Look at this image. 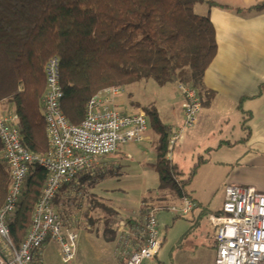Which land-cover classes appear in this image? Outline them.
<instances>
[{"label":"trees","instance_id":"trees-1","mask_svg":"<svg viewBox=\"0 0 264 264\" xmlns=\"http://www.w3.org/2000/svg\"><path fill=\"white\" fill-rule=\"evenodd\" d=\"M197 3L215 4L212 0H0V102L19 116L24 146L37 154L49 148L44 96L46 66L52 57L60 61L61 106L75 125L85 119L91 97L106 86L149 78L165 84L177 74L180 83L205 89L204 73L218 45L211 17L197 12ZM256 8L264 9V2ZM145 110L160 135L156 168L161 187L171 186L184 196L185 181L179 182L168 157L170 131L156 108ZM3 148L0 138V209L11 184ZM48 177L45 167L31 166L22 198L8 220L17 245L31 227ZM80 178L94 185L89 173ZM65 188L54 201L63 218ZM106 225L117 234L116 228H109L110 221Z\"/></svg>","mask_w":264,"mask_h":264},{"label":"built area","instance_id":"built-area-1","mask_svg":"<svg viewBox=\"0 0 264 264\" xmlns=\"http://www.w3.org/2000/svg\"><path fill=\"white\" fill-rule=\"evenodd\" d=\"M46 78L44 114L49 139L46 153L37 154L24 146L19 116L15 112L0 114L2 156L11 175V184L0 209V264H35L49 239L60 244L63 261H72L76 256L78 235L65 226L55 207L56 196L62 187L90 172L100 157L118 151L121 142L143 140L148 129L145 110L124 113L114 107L113 98L123 91V86L119 85L100 89L89 100L83 122L70 123L61 106L63 89L58 57L48 61ZM178 87L183 96L185 119L183 125L171 129L169 149L185 128L194 123L203 105L196 88L183 82ZM34 164L45 167L49 177L34 207L31 227L17 245L8 220L19 205ZM191 208L192 204L187 202L183 212L187 214ZM208 223L217 248L213 264H264V191L253 186L228 185L222 211L209 214ZM132 232L136 234L137 244L132 250L122 248L124 264H143L145 260L156 259L163 243L157 209L148 207L139 224L126 228L123 242Z\"/></svg>","mask_w":264,"mask_h":264},{"label":"crops","instance_id":"crops-1","mask_svg":"<svg viewBox=\"0 0 264 264\" xmlns=\"http://www.w3.org/2000/svg\"><path fill=\"white\" fill-rule=\"evenodd\" d=\"M212 1L215 4L211 6L206 3H197L196 10L203 14L209 13L211 17L216 30L217 53L205 70L203 79L205 89L198 91L203 102L202 108L194 123L189 125L190 129L184 130L180 139L185 141L195 129L203 127L208 128L209 137L211 135L213 141L197 143L199 149L203 148L204 144L208 145L201 151L199 160L195 161L189 177L182 179L185 181V195L179 196L181 197L182 211L187 202L192 204V208L185 215L193 214L194 221L205 220L206 225L213 232L208 223V215L222 211L228 185L253 186L264 191V88L261 90V86L264 84V9L256 8L264 0ZM130 85L128 86L129 93L134 94ZM121 95L122 93L113 98L114 107L124 113H135L142 110L141 107L135 109L134 106L138 104L135 100H131V108L126 109L125 98ZM177 102L179 103L176 104V121L168 125L164 123L170 131V135L171 129L174 126L183 125L185 119L182 94L180 100L175 103ZM152 107L155 108V106ZM7 111H10L8 104L0 102V114ZM248 125L250 130L247 128ZM151 129L153 130L150 131L148 125L145 137L141 141L151 143L152 156L149 158L156 163L160 135L153 124ZM175 144L169 149L170 152L175 149ZM170 152L168 157L174 163L175 155ZM130 156L132 155L129 153L128 157ZM100 158L99 163L88 172L92 178L97 180L98 176L107 177L109 173L112 177L111 182L115 183L114 181L120 180L123 175L118 176L117 171L122 168L114 167L110 161ZM118 164L120 165V163ZM80 177L77 182L66 187L69 189V186L80 184L83 187L85 182L81 181ZM203 181L208 185L211 183L210 191L203 188L204 186L201 185ZM179 182L182 183L181 179ZM186 183L190 184L189 190L186 189ZM148 194L149 197L145 196L142 199L144 207V201L150 204L149 207L151 202L155 204L161 200L159 194ZM216 194L221 197L218 204L214 203ZM142 203L138 204L137 212L126 210V217L120 216V211L115 207L117 211L111 209L110 213L118 215L111 216L112 219L104 218L106 222L110 221L109 228L117 229V234L114 235L110 231H108L111 233L110 235L104 232L105 239L114 244V264H124L123 247L132 250L137 244L134 232L125 242H123V235L126 233V228H132L143 220L147 208H143ZM196 209H199L197 214ZM65 226L72 228L70 225L65 224ZM213 240L215 243L214 234ZM159 256L160 252L156 259ZM41 263L42 258L35 262V264Z\"/></svg>","mask_w":264,"mask_h":264},{"label":"rangeland","instance_id":"rangeland-1","mask_svg":"<svg viewBox=\"0 0 264 264\" xmlns=\"http://www.w3.org/2000/svg\"><path fill=\"white\" fill-rule=\"evenodd\" d=\"M180 81L177 74L165 84H160L152 78L145 79L130 85L134 94L129 93V85L123 86L121 97L125 98L124 106L126 109L131 108V100L138 102L134 106L135 109L141 107L140 109L145 110L155 106L158 118L163 123L167 125L174 123L177 113L176 104L179 103L175 102L180 100L181 96L178 88ZM148 125L152 131V117L149 114ZM190 126H187L185 130L188 131ZM212 141L208 128L202 127L195 129L185 141L179 139L176 142L175 149L170 153L175 155L174 164L179 180L184 181L182 179L189 177L195 161L199 160L201 151L208 145L204 144V147L199 149L197 143ZM129 153L132 156L128 157ZM151 156L149 141L121 142L117 152L100 158L110 161L114 167L122 168L117 171L118 176L123 175L120 180L111 182L112 177L108 173L107 177L96 176L97 180L92 178L90 182L94 184L93 186L87 182L82 189H80L81 184L69 186V190L65 188L67 206L63 216L66 218L62 215L61 218L64 224L72 226L71 229L77 231L79 235L76 256L70 262L63 261L60 244L54 239H49L42 251L41 264H114L115 248L114 244L105 239L104 232L111 234L108 232L105 219H112L111 216L118 215L110 213L111 209L117 211L115 207L120 211V216L126 217V210L137 212L138 204L143 202V197H149L148 193L159 194L161 198L155 204L151 202L149 207L157 209L158 227L164 237V243L158 259L146 260L143 264H213L217 256V248L213 240L214 232L208 228L205 220L194 221L193 214L185 215L181 210V197L171 186L161 187L160 175L155 161L150 159ZM125 166H127L126 173ZM201 185L211 190V183L208 185L203 181ZM189 188L188 183L186 189L189 190ZM113 199L118 205L114 204ZM220 199L221 197L216 194L214 203L218 204ZM144 204L145 207L143 203L142 207L145 209L150 205L145 201ZM198 212L199 209H196V214Z\"/></svg>","mask_w":264,"mask_h":264}]
</instances>
